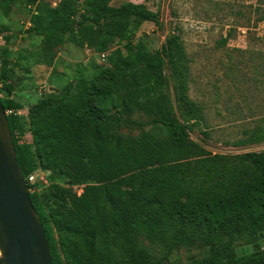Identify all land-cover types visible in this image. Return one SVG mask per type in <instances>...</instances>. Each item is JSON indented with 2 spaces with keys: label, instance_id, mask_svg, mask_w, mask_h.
Masks as SVG:
<instances>
[{
  "label": "trees",
  "instance_id": "16d2710c",
  "mask_svg": "<svg viewBox=\"0 0 264 264\" xmlns=\"http://www.w3.org/2000/svg\"><path fill=\"white\" fill-rule=\"evenodd\" d=\"M20 1L31 14L29 32L42 39L36 64H51L66 42L109 51L107 67L80 75L62 95L50 91L19 115L21 104L11 96L9 36L4 34L0 46V102L5 112L12 111L6 117L18 166L25 180L37 170L46 180L26 182V188L52 263L155 264L136 236L152 239L192 223L209 249L197 264H264V248L229 251L234 233L259 240L264 230V151L208 153L190 138L191 125L174 116L162 89V58L182 86L179 99L192 104L184 94L188 64L179 33L151 51L133 41L141 22L158 24V13L141 5L59 0L51 7L42 0ZM139 112L151 117L152 129L135 135L118 131L121 114ZM26 126L31 140L20 142L17 135ZM54 181L64 187H45ZM74 186H81L80 194ZM117 251L124 253L118 262Z\"/></svg>",
  "mask_w": 264,
  "mask_h": 264
},
{
  "label": "rangeland",
  "instance_id": "374dc122",
  "mask_svg": "<svg viewBox=\"0 0 264 264\" xmlns=\"http://www.w3.org/2000/svg\"><path fill=\"white\" fill-rule=\"evenodd\" d=\"M58 1L42 0L51 7ZM77 1L80 5L83 0ZM125 2L158 13V24L141 22L134 42L140 40L155 51L170 33L177 31L181 37L188 64L184 94L191 106L179 99L182 86L164 58L162 89L174 116L191 125L190 138L211 154L264 151V0H111L110 5L118 7ZM3 5L0 31L9 36L11 75L15 79L11 96L21 104L19 115H26L50 93V87L62 95L67 84L80 75L93 74L96 66L107 67L109 51L102 57L72 42L56 48L51 64H36L43 53L42 39L29 32L31 14L20 0ZM121 116V133L135 135L152 129L151 117L141 112ZM17 136L20 142H30L29 127ZM48 185L45 187H64L60 181ZM72 190L80 194L81 186ZM191 224L174 226L152 239L138 234L137 246L155 264H197L209 256V249L200 238L202 231L196 232ZM224 238L227 240L226 235ZM253 245L264 248L261 239L238 232L233 234L229 251ZM122 256L124 253L117 251L115 261H121Z\"/></svg>",
  "mask_w": 264,
  "mask_h": 264
},
{
  "label": "water",
  "instance_id": "95a60500",
  "mask_svg": "<svg viewBox=\"0 0 264 264\" xmlns=\"http://www.w3.org/2000/svg\"><path fill=\"white\" fill-rule=\"evenodd\" d=\"M49 91H53L50 87ZM57 91V90H56ZM264 246V230L259 233ZM253 247L236 249L237 255ZM0 264H53L39 217L30 201L0 102Z\"/></svg>",
  "mask_w": 264,
  "mask_h": 264
},
{
  "label": "built area",
  "instance_id": "2783aa9c",
  "mask_svg": "<svg viewBox=\"0 0 264 264\" xmlns=\"http://www.w3.org/2000/svg\"><path fill=\"white\" fill-rule=\"evenodd\" d=\"M4 34L5 33H0V46L4 45V42H5L4 41ZM101 56L104 57V54H102ZM11 112H12L11 110H8L5 113L6 114H9ZM39 172H41V171L40 170H37L36 172H33V173L29 174L27 176L26 180L24 178L25 184H26V182L28 184H33L37 179H39L43 183H46V180L44 179V175L41 174V173H39Z\"/></svg>",
  "mask_w": 264,
  "mask_h": 264
},
{
  "label": "crops",
  "instance_id": "0c3cea01",
  "mask_svg": "<svg viewBox=\"0 0 264 264\" xmlns=\"http://www.w3.org/2000/svg\"><path fill=\"white\" fill-rule=\"evenodd\" d=\"M87 50H89V49H87ZM50 92V91H49Z\"/></svg>",
  "mask_w": 264,
  "mask_h": 264
}]
</instances>
